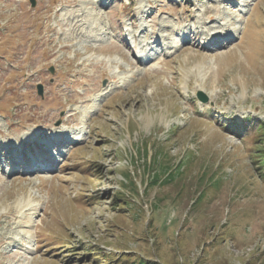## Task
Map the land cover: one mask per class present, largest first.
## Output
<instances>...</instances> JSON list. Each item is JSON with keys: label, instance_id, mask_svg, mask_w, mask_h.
<instances>
[{"label": "rangeland", "instance_id": "1", "mask_svg": "<svg viewBox=\"0 0 264 264\" xmlns=\"http://www.w3.org/2000/svg\"><path fill=\"white\" fill-rule=\"evenodd\" d=\"M259 122L264 0H0V264H264Z\"/></svg>", "mask_w": 264, "mask_h": 264}, {"label": "bare ground", "instance_id": "2", "mask_svg": "<svg viewBox=\"0 0 264 264\" xmlns=\"http://www.w3.org/2000/svg\"><path fill=\"white\" fill-rule=\"evenodd\" d=\"M84 12L85 11H82V9H77V10H73V11L70 12V14L72 15V18H71L72 22L73 23L75 22L74 24L77 23L79 25V30L81 31L80 33H82V31L84 30V27L86 25L84 20H90V21L93 22V21H95V19H97V20L99 19L101 21L102 25L100 27H96V30H97L96 33H94V34L89 33V36L92 37V38H96L97 39L100 35L111 34L109 31H107V29H108L107 24H104V17H102L98 13H92V11H90V13H88V14H91V16H86V15L84 16ZM66 14H68V13L65 12V16H66ZM132 29H131V32H132ZM224 31H225V33H227L228 30L227 29H223V28H220V30H219V28H216V29L211 28L207 32H202V34H203L202 36L205 37V39H206V42L203 45L204 46H208L209 44L210 45H212V44L214 45L216 40L219 41V42L227 41L228 38L226 37ZM79 35H81V34H79ZM82 35H84V34H82ZM134 35H135V33H134ZM218 36H220L222 40L221 39L218 40V38H217ZM159 40L160 39L158 38V36L154 38V42H156V43L159 42ZM209 40H210V42H208ZM150 45H151V48H153L152 46H154V44H150L149 43V46ZM144 56H147L148 58H150V54L148 56V52L147 53L144 52L142 54V56H141L142 60L144 59L143 58ZM75 139H77V136L75 137Z\"/></svg>", "mask_w": 264, "mask_h": 264}, {"label": "water", "instance_id": "3", "mask_svg": "<svg viewBox=\"0 0 264 264\" xmlns=\"http://www.w3.org/2000/svg\"><path fill=\"white\" fill-rule=\"evenodd\" d=\"M32 3L35 4L36 3V0H32ZM54 70V68H52V71ZM38 89H39V93L40 94H43V84L42 83H39L38 84ZM198 96L201 100L203 101H207L208 100V95L203 91V90H199L198 91Z\"/></svg>", "mask_w": 264, "mask_h": 264}, {"label": "trees", "instance_id": "4", "mask_svg": "<svg viewBox=\"0 0 264 264\" xmlns=\"http://www.w3.org/2000/svg\"><path fill=\"white\" fill-rule=\"evenodd\" d=\"M260 127H264V123H260Z\"/></svg>", "mask_w": 264, "mask_h": 264}]
</instances>
